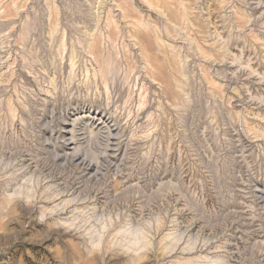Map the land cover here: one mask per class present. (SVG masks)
Wrapping results in <instances>:
<instances>
[{
    "label": "rangeland",
    "instance_id": "374dc122",
    "mask_svg": "<svg viewBox=\"0 0 264 264\" xmlns=\"http://www.w3.org/2000/svg\"><path fill=\"white\" fill-rule=\"evenodd\" d=\"M0 264H264V0H0Z\"/></svg>",
    "mask_w": 264,
    "mask_h": 264
}]
</instances>
